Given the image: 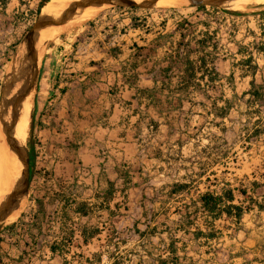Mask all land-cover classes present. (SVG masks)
<instances>
[{
    "label": "crops",
    "instance_id": "0c3cea01",
    "mask_svg": "<svg viewBox=\"0 0 264 264\" xmlns=\"http://www.w3.org/2000/svg\"><path fill=\"white\" fill-rule=\"evenodd\" d=\"M52 39L0 264H264V6L110 7Z\"/></svg>",
    "mask_w": 264,
    "mask_h": 264
},
{
    "label": "rangeland",
    "instance_id": "374dc122",
    "mask_svg": "<svg viewBox=\"0 0 264 264\" xmlns=\"http://www.w3.org/2000/svg\"><path fill=\"white\" fill-rule=\"evenodd\" d=\"M3 1H7V5H3ZM18 1V2H17ZM16 1V6L13 10H9V12H6L7 8H10V6H8L11 2V0H0V140L2 143L7 144L9 146V142H7L6 137L1 134L2 132V121H3V117H5V99H7V90L9 87V84L13 82V79L11 80L9 77L10 75V66H8L7 68H5V64L8 60V52H12L14 50H16L17 47V51L18 53H20L21 49L25 46V39L26 36L28 35V33L30 32V30L33 28V26L36 24L39 15H38V10L40 9V5L42 0H17ZM52 0H49L48 2L50 3ZM83 0H73L71 1V3L74 2H80ZM161 0V3H158L156 6H179L180 7H186L185 5H181V4H176V3H171L172 0L170 1H164ZM247 0H236L235 2L232 3H228V6L231 7H236V10L240 11V10H244L241 9L242 6H245L244 4L246 3ZM48 2H46V4L44 5L43 12H45L47 10V6H48ZM54 3H56V1H52ZM243 3V5H242ZM70 4V2H69ZM249 7H256V6H264V4H259V3H253L251 5H246ZM63 6L58 4L56 6V9H62ZM248 8V7H247ZM104 10V9H102ZM101 11V10H100ZM100 11H95L94 10H88V11H79L76 14H74L73 16L71 15H66V16H60L58 19H56L54 21V23H57L59 21V19H61L58 23V26L54 29V31L51 33V35L49 36L48 41H44L41 42L40 40L37 43V49H38V60L40 59L38 65L41 62V58L40 53L42 52V57L45 53V49L47 47V45L52 42L55 38H57V35L54 39L51 40L54 32L62 25V24H73V25H77L78 23H84L87 22L93 18H95V16L100 13ZM50 25V24H49ZM80 26V25H78ZM77 26L74 27H70L64 31H68L71 30L73 28H75ZM62 31V32H64ZM15 38H20L21 40L18 43H14L13 40H15ZM43 41V38H42ZM21 42V44L19 45V43ZM10 48V49H9ZM17 59H15V63L13 65H15L14 67H17L18 65V59L19 57H16ZM38 68H36L35 72L38 71ZM6 70V71H5ZM34 88V87H33ZM34 91V89H33ZM33 96L32 95V100H33ZM33 108V104L31 105V110ZM30 112V111H29ZM2 113V114H1ZM4 113V114H3ZM2 118V120H1ZM31 112L29 113L28 116V121H27V126L24 127V129L22 130V137L24 139V143L22 146H24L25 148V154L29 159V164H30V171H31V165H34L31 159V141L33 140V131L31 129ZM8 136L10 137V135L8 134ZM6 141H5V140ZM39 152L40 149H39ZM30 157V158H29ZM25 171V166L23 163V158L20 155V173H19V180H18V184L23 185L25 180L22 181V183H20V180H22L23 174ZM26 174V173H25ZM12 188V187H11ZM12 190V189H11ZM4 193V192H3ZM2 193V194H3ZM8 198H9V203L6 205L7 208L3 209L2 212H0V222L4 219V217H6V211L7 215L10 213V211H12L10 209L11 207V191L8 194Z\"/></svg>",
    "mask_w": 264,
    "mask_h": 264
},
{
    "label": "bare ground",
    "instance_id": "6f19581e",
    "mask_svg": "<svg viewBox=\"0 0 264 264\" xmlns=\"http://www.w3.org/2000/svg\"><path fill=\"white\" fill-rule=\"evenodd\" d=\"M52 1L50 3L48 2L49 4L47 6V10L45 11V13L47 12L50 14L55 13L59 11V9H56V6L58 4L64 7L67 4H69V2L71 3V1L73 0H55L56 3L54 4H52L53 3ZM160 1L161 0L157 1L156 5L158 3H161ZM167 1H170V0H167ZM235 1L236 0H233L229 3H232ZM172 2L176 4H181V5L187 3L185 0H172L171 3ZM253 3L264 4V0H247L246 3L244 4L245 6H242L241 9L245 10L247 7H249L246 5H251ZM229 7L232 9H236V7H231V6ZM89 10H94V12L100 11V9H97V8L96 9L91 8ZM61 19H59V21ZM54 21L50 22L49 23L50 25L49 24L46 25V27L42 30L41 32L42 36L40 37L41 42L48 41L49 36L54 31V29L58 26V23H60L59 21L57 23H54ZM42 38H43V41H42ZM42 54L43 53L41 52L39 56L41 59H42ZM39 61L40 59L38 60V57H36L34 58V60L29 62L27 71L20 78L15 80V83L10 90V95L8 97V100L5 99L7 100V102L5 103V112H4L5 117H4L3 128H2L1 134H3L6 137L7 142H9V144L11 145V148L7 144H4L5 142L2 143L0 140V212H2L3 209L7 208L6 205L9 203L8 194L12 189L11 187L13 183L15 184L19 180L20 155L23 158L25 171L27 169V158L25 154V148L24 146H22L24 143V139L21 133L24 127L27 126L28 116H29V113L31 112L32 95L34 92L33 87H34L35 78L38 72V71L35 72V70L40 65V64L38 65ZM8 134L10 135V137L8 136ZM25 173L26 172H24L23 174L24 178L20 180V183H22V181L25 180V177H26ZM7 212L8 211H6L5 213L6 216H7Z\"/></svg>",
    "mask_w": 264,
    "mask_h": 264
},
{
    "label": "water",
    "instance_id": "95a60500",
    "mask_svg": "<svg viewBox=\"0 0 264 264\" xmlns=\"http://www.w3.org/2000/svg\"><path fill=\"white\" fill-rule=\"evenodd\" d=\"M159 0H83L80 2H74L67 4L62 9L55 13H45L40 12L39 18L33 28L30 30L25 39V46L21 49L19 53L18 65H12V69L10 70V79H13V82L9 84L7 90V96L10 95V90L15 83V80L20 78L27 71V67L30 61L34 60L38 56L37 43L40 40L42 30L48 25L50 22L54 21L56 18L60 16L66 15H74L77 12L86 11L91 8L97 9H105L110 7H131V8H151L156 6V2ZM187 3L182 4L183 6H192V7H215V8H227L231 9L228 5L229 2L233 0H185ZM180 6V5H179ZM7 97V100H8ZM5 101V103L7 102ZM5 112V110H4ZM4 118V117H3ZM2 121V127H3ZM10 148L11 145L9 144ZM27 158V169H26V177L23 185L18 184L16 182L12 185L11 190V207L10 213L4 217V219L0 222V228L11 222L18 211L22 207L25 202V199L28 194L29 184H30V164L29 159Z\"/></svg>",
    "mask_w": 264,
    "mask_h": 264
},
{
    "label": "trees",
    "instance_id": "16d2710c",
    "mask_svg": "<svg viewBox=\"0 0 264 264\" xmlns=\"http://www.w3.org/2000/svg\"><path fill=\"white\" fill-rule=\"evenodd\" d=\"M48 1H49V0H42L41 5H40L39 12H41L42 8L44 7V5L46 4V2H48ZM3 5H4V7H5V5H7V1H3ZM235 210H236V215H237L238 217H240L241 212H242L241 208H235ZM228 213H231V211H228Z\"/></svg>",
    "mask_w": 264,
    "mask_h": 264
}]
</instances>
